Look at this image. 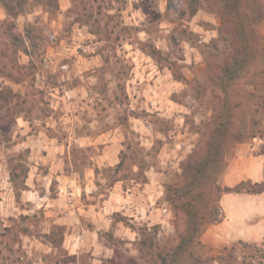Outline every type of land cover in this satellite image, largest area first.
Here are the masks:
<instances>
[{
	"label": "rangeland",
	"instance_id": "rangeland-1",
	"mask_svg": "<svg viewBox=\"0 0 264 264\" xmlns=\"http://www.w3.org/2000/svg\"><path fill=\"white\" fill-rule=\"evenodd\" d=\"M200 1L201 8L190 15L184 12L187 0H0V264L69 259L64 248L44 234L49 225L43 213L28 211L30 206L18 195L37 161L24 141L53 135L65 145L66 168L83 167L99 151L84 150L73 137L117 129L125 163L119 171L102 167L106 181L101 189L108 193L110 184L124 176L127 184L132 179L144 182L141 159L161 171V224H153L160 225L161 248L175 245L178 222L165 185L180 177L182 161L207 138L218 93L209 63H222L231 48L224 40L203 46L219 37L223 21L217 0ZM5 3L13 7L12 13ZM241 4L257 42L249 71L232 88L233 139H240L230 142L219 178L222 186L257 181H238L227 174L231 165L264 170V0ZM153 47L159 50V60L148 52ZM173 70L181 73L180 79ZM6 87L15 94L5 99ZM71 89L78 91L79 106L62 110ZM66 112L77 115L72 134L64 123ZM18 160L24 167L15 185L11 169ZM46 168L40 164L41 171ZM221 205L227 219L206 229L203 246L194 255L207 259L205 264H264V195L226 193ZM139 223L147 222H138V231ZM60 237L58 233L54 238ZM108 240L116 261L134 258L149 264L133 245Z\"/></svg>",
	"mask_w": 264,
	"mask_h": 264
},
{
	"label": "crops",
	"instance_id": "crops-1",
	"mask_svg": "<svg viewBox=\"0 0 264 264\" xmlns=\"http://www.w3.org/2000/svg\"><path fill=\"white\" fill-rule=\"evenodd\" d=\"M77 92L74 89L69 90L68 96L71 97L64 100L62 110L73 104L79 106L76 104ZM76 116L69 112L63 115L64 123L71 130V134L76 130ZM185 134L188 135L186 132L183 136ZM189 135L194 137L196 134ZM73 139L84 150L91 147L98 149L99 152L90 157L92 163L83 167L66 168L63 156L65 145L55 135L24 141L35 154L37 161L29 170L25 181L27 188L20 190L19 199L26 206H30L28 211L38 210L43 213L49 225L44 234L50 235L57 226L62 228L61 247L69 259L56 264L113 262L116 250L108 242L109 238L120 239L130 245L137 239V232L124 219L161 224V171L145 170L146 180L139 182L132 179V184H127L125 178H118L110 184L108 193H105L101 189L106 181L102 167L116 166L120 161L122 144L117 129L96 134H79ZM186 142L187 139L183 141ZM40 164L47 166L45 172L40 170ZM227 172L237 177L238 181L245 178L260 181L264 178L262 168L252 169L245 163L231 165ZM259 194L264 195V192ZM19 209L27 211L22 206ZM219 224L211 226L209 230ZM33 237L37 238L36 235ZM50 249L57 247L51 246Z\"/></svg>",
	"mask_w": 264,
	"mask_h": 264
},
{
	"label": "trees",
	"instance_id": "trees-1",
	"mask_svg": "<svg viewBox=\"0 0 264 264\" xmlns=\"http://www.w3.org/2000/svg\"><path fill=\"white\" fill-rule=\"evenodd\" d=\"M218 2V3H217ZM217 10L223 24L219 29V37L210 42H203L204 47L216 46L220 40L230 41L231 48L222 63H209L212 73V83L215 93V111L213 122L208 129L205 141L197 145L181 163L180 177L165 185L166 199L173 205L177 216V241L170 249L161 248L158 242L160 232L159 224L131 222L124 219L125 223L137 232V239L133 246L141 253V258L149 264H205L207 259L194 255V250L203 246L201 235L214 224L225 219L221 205V198L226 193L259 194L264 192V180L253 182L249 179L242 180L234 186H222L219 178L224 173L229 154L230 142L239 140L235 136L236 107L233 105L232 88L249 71L256 50L255 31L242 10L241 0H217ZM188 11L194 15L201 8L200 0H187ZM8 13L13 12L10 3H5ZM18 14V12L16 13ZM145 49V48H144ZM149 54L159 60V50L150 49ZM175 77L180 79L181 73L173 70ZM10 78V77H9ZM11 80L20 83V79ZM6 94L14 95L10 87L5 88ZM124 152L120 153V161L115 166V171L123 168L125 163ZM144 170L150 165L141 159ZM18 160L11 169V181L17 185L20 178L19 170L23 168ZM112 169V168H111ZM121 178H126L121 177ZM24 185L22 189L27 188ZM20 193V191H19ZM18 225V224H17ZM26 230V229H25ZM61 237L55 239L56 234ZM56 246L63 243L62 228L55 227L50 234ZM190 256L189 260L187 258ZM191 259V261H190ZM213 258H210L211 260ZM114 264H140L132 258L127 262L113 260ZM47 264H56L48 262Z\"/></svg>",
	"mask_w": 264,
	"mask_h": 264
},
{
	"label": "built area",
	"instance_id": "built-area-1",
	"mask_svg": "<svg viewBox=\"0 0 264 264\" xmlns=\"http://www.w3.org/2000/svg\"><path fill=\"white\" fill-rule=\"evenodd\" d=\"M164 212L166 213V215L170 216V213L167 209H164Z\"/></svg>",
	"mask_w": 264,
	"mask_h": 264
}]
</instances>
